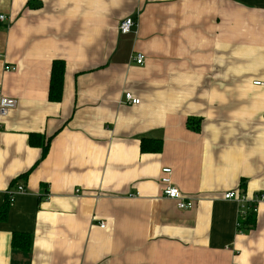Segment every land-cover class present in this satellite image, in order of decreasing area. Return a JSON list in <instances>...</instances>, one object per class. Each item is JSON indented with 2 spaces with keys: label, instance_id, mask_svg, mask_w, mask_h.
I'll list each match as a JSON object with an SVG mask.
<instances>
[{
  "label": "crops",
  "instance_id": "0c3cea01",
  "mask_svg": "<svg viewBox=\"0 0 264 264\" xmlns=\"http://www.w3.org/2000/svg\"><path fill=\"white\" fill-rule=\"evenodd\" d=\"M256 82L264 0H0L1 91L18 102L0 120V264H264V201L243 233L224 198L264 194ZM165 168L191 210L163 196Z\"/></svg>",
  "mask_w": 264,
  "mask_h": 264
},
{
  "label": "built area",
  "instance_id": "2783aa9c",
  "mask_svg": "<svg viewBox=\"0 0 264 264\" xmlns=\"http://www.w3.org/2000/svg\"><path fill=\"white\" fill-rule=\"evenodd\" d=\"M4 17L1 16V20ZM137 26V22L132 18H126L120 22L118 30L121 34L127 35L132 32L133 28ZM145 55L143 53L137 52L134 57H132V62L143 66L145 64ZM5 70L8 71L9 68L5 67ZM256 85H264L260 82H256ZM122 104L128 106H137L140 104V99L134 97L131 93H126L124 95V100ZM18 107V102L16 99L8 98L2 94L1 85H0V120L5 119L12 111L16 110ZM262 122L264 126V115L262 116ZM163 176L161 178V184L163 185V196L167 199L174 200L177 204L179 210H191L193 208L194 199L182 194V192L173 184L171 179L172 170L170 168H165L162 170ZM25 193V190L22 186H18L14 191L6 192V195L9 198L10 203L15 202V196ZM225 199H233L240 204V213L239 216H243L248 212L249 205L254 202V199L250 201L247 196L240 195L239 192H230L224 196ZM257 200V206L253 207V213L257 215L258 213V204L264 201V196L259 197ZM238 227L240 226L238 221ZM101 228H104V224H101Z\"/></svg>",
  "mask_w": 264,
  "mask_h": 264
},
{
  "label": "trees",
  "instance_id": "16d2710c",
  "mask_svg": "<svg viewBox=\"0 0 264 264\" xmlns=\"http://www.w3.org/2000/svg\"><path fill=\"white\" fill-rule=\"evenodd\" d=\"M65 62L64 61H54L52 65V71H51V81H50V93H49V98L50 101L52 102H60L62 100V95H63V87H64V76H65ZM36 138V136L31 135V143L33 144V140ZM149 140L143 139L142 141V146L144 151H153V152H160L162 150V142L161 141H151L152 142V147L150 149L147 148V142ZM149 144V142H148ZM48 150V143L44 146V154ZM244 183H242V187L240 188L241 191H237L240 193V195H246L242 193ZM264 196V194H257L256 197H254V202H252L249 205V211L246 212L245 215L239 216V224L240 226L239 231L240 232H249L252 229L255 228L257 218L256 214H254L253 207L257 206V200L260 199L259 197ZM6 212L0 211V220L5 218ZM12 245L14 247L23 249L27 251L30 246H31V238H29L28 235L22 234V233H13L12 234Z\"/></svg>",
  "mask_w": 264,
  "mask_h": 264
},
{
  "label": "rangeland",
  "instance_id": "374dc122",
  "mask_svg": "<svg viewBox=\"0 0 264 264\" xmlns=\"http://www.w3.org/2000/svg\"><path fill=\"white\" fill-rule=\"evenodd\" d=\"M262 203H260V205H261ZM258 209H259V207H258Z\"/></svg>",
  "mask_w": 264,
  "mask_h": 264
}]
</instances>
